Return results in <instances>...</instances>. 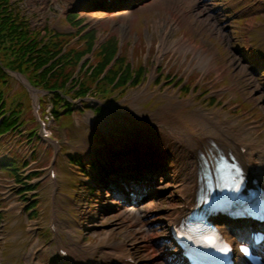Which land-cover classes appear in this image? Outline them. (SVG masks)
Listing matches in <instances>:
<instances>
[{"label":"rangeland","instance_id":"obj_1","mask_svg":"<svg viewBox=\"0 0 264 264\" xmlns=\"http://www.w3.org/2000/svg\"><path fill=\"white\" fill-rule=\"evenodd\" d=\"M16 1L27 10L30 22L44 26L45 21L39 22L41 6L38 2L46 0ZM50 1L56 2L55 11L62 14L71 7L69 0ZM222 3L229 1L220 0L219 4ZM215 6L219 7L216 0H147L141 7L123 12L121 16L110 13L84 18V24L90 23L97 28L98 43L105 35L115 34L122 41L123 53L128 55L130 62L133 60L132 54L136 57L134 62L139 63L147 56L144 79L124 93L120 90L112 98H104L101 102L107 103L109 109L106 111H97V104L82 106L78 101L74 107L75 113L57 117L54 128L50 96L44 99L45 111L42 114L46 118L47 132L64 143L59 155H55L54 151L52 153V162L61 184L58 192L55 191L56 184L49 178L50 142L42 141V147L38 143L33 149L35 142L29 140L27 130L39 127L31 121L30 108L20 120L26 123L23 122L22 126L18 123L0 135V156L8 155L23 162L35 153L32 159L37 160L29 162L20 173H24V177L39 173L31 180L37 183V187L25 195L26 201L15 193L21 187L12 178L0 173V195L6 201L4 206H8L7 214L2 218L4 221L0 223L2 264H50L56 245L80 252L81 259H72L78 264H99L104 255L121 251L133 255L139 264H163L164 240L168 237L166 229L170 218L181 213L186 195V190L184 192V187L177 181L176 162L180 156L186 165L192 161V167L189 165L188 168L195 171L196 158L189 159L177 149V161L173 148L166 144L168 137L151 132L160 124L174 125L176 130H180V122L209 127L210 121H216L222 127L230 128L233 136L246 146L255 170L261 172L264 179V68L256 74L242 56L248 53L245 48H249L251 41L247 38V31L255 27L256 18L258 32L249 33L250 38L255 33L251 47L259 48V51L264 47V7L254 10L244 8L241 12L248 17L244 22H238L232 17H224L223 12H216ZM45 16L43 14L42 17ZM61 18L51 17L49 27L57 28L60 32H74L67 23L68 19ZM160 20H168L165 29L173 27V35L175 31L176 39L167 44L166 50L158 48ZM143 33L147 34V52L144 51ZM178 37L188 40L182 43L177 41ZM173 44L177 46V51ZM193 44L199 53L191 60L193 53L189 47ZM187 84L188 89L184 90ZM2 89L6 99L10 100L14 92L19 91V85L13 81ZM211 99L215 101L211 102ZM124 112L132 115V126H128L127 120L124 121ZM21 114L22 111L18 116ZM137 124L139 127L149 126L151 131H137ZM124 126L130 131H125ZM102 131L112 139L116 138L113 144L118 143L126 149L129 146H143L140 150L145 152L141 156L145 158L147 173L154 166L161 168L165 165V176L160 182L155 184L154 177L149 181L150 187H153L151 199L130 212L121 209L120 201H114L117 206L111 208L114 202L110 200L111 197L103 199V194L97 189L98 184L92 187L96 191L91 196L87 192L91 185L88 186L84 178H89L92 173L98 174L96 168L89 165L90 153L95 146L102 145L95 139L94 132L103 134ZM102 148L107 147L102 145ZM72 155L85 156L82 159L84 171L78 168V164L69 161L67 157ZM132 160L137 162V158L133 157ZM189 187L191 192L195 188L194 182ZM31 204H36L34 209H31ZM54 219L58 229L52 233L50 227ZM47 230L44 236L43 231ZM63 264L71 263L65 260Z\"/></svg>","mask_w":264,"mask_h":264},{"label":"trees","instance_id":"obj_2","mask_svg":"<svg viewBox=\"0 0 264 264\" xmlns=\"http://www.w3.org/2000/svg\"><path fill=\"white\" fill-rule=\"evenodd\" d=\"M7 2L8 0H0V68L4 66L3 68L27 74L30 81L32 78L35 79L34 85L38 84L45 90L56 91L69 85L71 88L77 87L76 84L72 85L73 82L67 85L69 78L81 55L91 51L95 35L90 32L85 36V49L77 50L69 46L62 54L68 38L63 40L61 35L55 34L49 40L37 41L36 37L26 30L18 15L7 13V6L4 7ZM115 52L116 44L114 38H111V41L102 45L100 52L94 55L97 62L92 63L93 71L78 85L77 96L86 95L91 86H95L97 92H103L102 94L106 96L114 88H123L132 79L128 68L122 71L124 67L122 59L115 63L101 81L98 80Z\"/></svg>","mask_w":264,"mask_h":264},{"label":"bare ground","instance_id":"obj_3","mask_svg":"<svg viewBox=\"0 0 264 264\" xmlns=\"http://www.w3.org/2000/svg\"><path fill=\"white\" fill-rule=\"evenodd\" d=\"M168 114V111L166 112ZM210 120V119H209ZM172 123V122H171ZM182 127L180 130H176L174 125H162L160 124V128L162 132L166 135L167 144H170V149L174 151L176 160L178 159V154L176 153L177 149H180L181 152L190 154L192 156L194 154V150L201 149L202 146L205 145L207 141H212L213 143L217 144L221 149H231L235 150L237 147V143L233 142L234 136L233 132L228 127H222L218 122H211L209 127H199L201 125L196 123H188V122H180ZM173 124V123H172ZM211 126V128H210ZM185 154L183 156H186ZM204 159H207L205 156ZM182 157H179V161L176 162L177 176L178 182L184 187V192L186 190V195L190 194V187L189 185L191 182H195L196 174H193L194 170H189V165L192 167L193 162L188 161V165L184 164L181 161ZM184 194V193H183ZM123 257L119 255H104L101 257V262L108 263L112 260L114 261H121Z\"/></svg>","mask_w":264,"mask_h":264},{"label":"snow or ice","instance_id":"obj_4","mask_svg":"<svg viewBox=\"0 0 264 264\" xmlns=\"http://www.w3.org/2000/svg\"><path fill=\"white\" fill-rule=\"evenodd\" d=\"M253 239L257 242V243H259V239L260 238H257V237H253ZM223 251H227L228 249H227V247H225L224 249H222ZM241 251L242 252H246L247 251V249H245V248H242L241 249Z\"/></svg>","mask_w":264,"mask_h":264}]
</instances>
